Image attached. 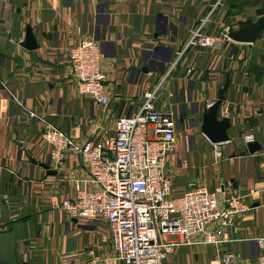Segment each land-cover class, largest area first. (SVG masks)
Segmentation results:
<instances>
[{
	"label": "crops",
	"instance_id": "0c3cea01",
	"mask_svg": "<svg viewBox=\"0 0 264 264\" xmlns=\"http://www.w3.org/2000/svg\"><path fill=\"white\" fill-rule=\"evenodd\" d=\"M238 1L251 7L248 21L264 13V0ZM227 3L0 0V264H84L90 250L97 260L113 254L104 219L74 220L59 208L88 175L76 153L61 165L50 161L44 123L80 144L103 130L111 137L115 120L136 112L174 63L155 100L158 109L178 112L175 148L166 159L174 173L168 175L171 195L195 181L220 201L242 196L251 210L236 219L222 245L177 246L160 264H219L228 254L251 263L264 252L256 244L264 239V31L254 44L227 39L218 48L184 50L204 21L203 33L213 35L214 17L232 18ZM231 26L226 22L220 34ZM27 27L38 46L32 51L22 47ZM84 38L99 45L106 105L78 95L71 77L67 53ZM227 74L218 120H230V140L214 145L198 118L216 101ZM253 142L260 149L250 154Z\"/></svg>",
	"mask_w": 264,
	"mask_h": 264
},
{
	"label": "built area",
	"instance_id": "2783aa9c",
	"mask_svg": "<svg viewBox=\"0 0 264 264\" xmlns=\"http://www.w3.org/2000/svg\"><path fill=\"white\" fill-rule=\"evenodd\" d=\"M204 23L192 31L184 50L218 48L227 40V32L219 37L204 34ZM67 57L78 95L108 104L97 42L84 38ZM174 66L154 90L144 93L136 112L115 120L111 137L103 130L80 144L44 123L42 139L51 146L50 161L61 165L68 153H76L88 175L84 184H74V197L59 208L71 219L102 218L110 227L113 254L97 260L90 250L84 264H160L177 246H220L236 219L251 210L242 196L224 195L220 201L195 181H188L180 196L171 195L166 159L175 148L178 112L158 109L155 100ZM256 244L264 248V239ZM219 264L241 263L228 254ZM242 264H264V252Z\"/></svg>",
	"mask_w": 264,
	"mask_h": 264
},
{
	"label": "water",
	"instance_id": "95a60500",
	"mask_svg": "<svg viewBox=\"0 0 264 264\" xmlns=\"http://www.w3.org/2000/svg\"><path fill=\"white\" fill-rule=\"evenodd\" d=\"M263 31L264 13L256 21L247 22L237 29L229 27L227 29L226 37L229 41L237 44H254ZM22 47L27 51H32L38 47L29 27L26 28ZM14 61L19 66L23 65V60L21 58H16ZM229 83L230 77L229 74H227L224 85L217 93L216 101L210 106H205L198 118L201 134L214 145L222 144L230 140V136L227 134V130L231 126L230 120L228 118L218 120V111L223 102L224 94L227 91ZM247 149L250 154H253L260 149V146L253 142L247 145ZM42 167L47 170L49 169L46 165H43Z\"/></svg>",
	"mask_w": 264,
	"mask_h": 264
},
{
	"label": "rangeland",
	"instance_id": "374dc122",
	"mask_svg": "<svg viewBox=\"0 0 264 264\" xmlns=\"http://www.w3.org/2000/svg\"><path fill=\"white\" fill-rule=\"evenodd\" d=\"M239 2L240 1H238V0H228V3L226 5V7L224 8V9L227 8V12L229 13V15L232 16L231 19L226 20V18H225V19L221 20V16H219V17L216 16V17L213 18L212 21L218 22V26H217L218 28L216 29V32H214L215 35L213 34L211 36H213V37H216V36L219 37V36H221L222 34H220V33L223 31L222 30V27L226 25V22L228 24L229 23H232V26L231 27H233L234 29H236L237 27L239 28V27H241V25L246 24V22L249 20L250 12H252V10H250L251 7H246V8H243L244 6L241 7V5L239 4ZM245 3H247V1H245ZM262 11H264V8H263ZM225 32H226V29H225ZM244 48H247V46H245ZM241 50H243V49H240V51ZM237 52L235 54L236 59H240V57L238 55L239 53H237ZM241 53L242 52H240V54ZM168 175L169 176L172 175V172H171L170 168L167 167V176ZM173 175H174V173H173Z\"/></svg>",
	"mask_w": 264,
	"mask_h": 264
},
{
	"label": "trees",
	"instance_id": "16d2710c",
	"mask_svg": "<svg viewBox=\"0 0 264 264\" xmlns=\"http://www.w3.org/2000/svg\"><path fill=\"white\" fill-rule=\"evenodd\" d=\"M263 14V13H262ZM248 22H251V21H248ZM243 26V25H242Z\"/></svg>",
	"mask_w": 264,
	"mask_h": 264
}]
</instances>
